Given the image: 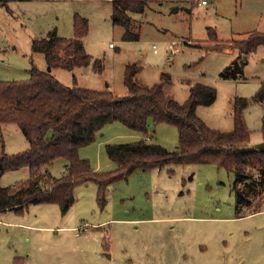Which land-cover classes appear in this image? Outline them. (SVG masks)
<instances>
[{
    "label": "rangeland",
    "instance_id": "rangeland-1",
    "mask_svg": "<svg viewBox=\"0 0 264 264\" xmlns=\"http://www.w3.org/2000/svg\"><path fill=\"white\" fill-rule=\"evenodd\" d=\"M206 1L150 0L144 13L133 15L138 41L124 40L125 30L113 24L112 0L10 2L0 6V80L27 81L33 65L46 69L44 55L32 50L33 40L51 33L74 38L79 15L89 25L85 52L101 60V71L93 65L53 69L63 85L126 96V68L137 64V82L162 83L166 95L181 104L195 83L215 88L216 101L199 106L197 115L210 128L230 132L235 99H252L264 83V46L248 55L238 79L222 77L239 55L227 47L264 31V0ZM211 30L217 42L210 40ZM244 117L255 148L264 141V103L252 102ZM1 134L8 154L29 147L17 124L3 125ZM141 140L173 150L179 132L160 123L143 134L114 122L80 157L99 173L111 172L116 164L106 145ZM65 164L56 160L52 174L63 176ZM29 177L28 169L7 172L0 174V185L19 186ZM234 181V174L214 164H170L136 170L111 184L104 207L97 184L90 182L75 188V203L65 214L56 204L2 212L0 264H264V210L244 208L238 214Z\"/></svg>",
    "mask_w": 264,
    "mask_h": 264
},
{
    "label": "trees",
    "instance_id": "trees-1",
    "mask_svg": "<svg viewBox=\"0 0 264 264\" xmlns=\"http://www.w3.org/2000/svg\"><path fill=\"white\" fill-rule=\"evenodd\" d=\"M13 1L26 0H0V6ZM149 2L112 0V22L125 30L124 40H139L133 15L144 13ZM74 25V38L51 33L33 40L32 50L44 55L46 69L33 65L27 81L0 80V174L23 169L30 173L29 179L19 186L0 185V213L21 212L29 204H56L65 214L75 203V188L90 182L97 184L98 202L104 207L111 184L127 179L136 170L170 164H214L224 168L235 176L232 192L237 213L241 214L244 208L251 213L264 210V149L250 146L251 133L244 117L252 102L264 103V83L252 99H235L234 128L230 132L210 128L197 115L199 106H211L216 101L215 88L195 83L188 100L181 104L166 95L162 83L148 86L137 82V64L126 68V96H117L109 89L65 86L53 75V69L73 71L93 65L101 71V60L93 59L84 49L87 19L76 15ZM211 32L210 40L217 42L216 32ZM260 46H264V31H252L247 37L234 40L227 48L239 55L222 77L238 79L248 55ZM162 78L170 80L168 74ZM114 122L143 134H148L152 125H174L179 144L173 150L144 140L107 144V155L116 169L99 173L80 157L79 151L94 143L97 134ZM7 124L19 126L29 143L26 150L6 153L1 128ZM58 159L66 160V172L61 177H55L50 170Z\"/></svg>",
    "mask_w": 264,
    "mask_h": 264
},
{
    "label": "water",
    "instance_id": "water-1",
    "mask_svg": "<svg viewBox=\"0 0 264 264\" xmlns=\"http://www.w3.org/2000/svg\"><path fill=\"white\" fill-rule=\"evenodd\" d=\"M150 130H155V126H151ZM255 148L264 149V142L257 144Z\"/></svg>",
    "mask_w": 264,
    "mask_h": 264
},
{
    "label": "built area",
    "instance_id": "built-area-1",
    "mask_svg": "<svg viewBox=\"0 0 264 264\" xmlns=\"http://www.w3.org/2000/svg\"><path fill=\"white\" fill-rule=\"evenodd\" d=\"M194 1H197L199 4H202V5L207 4L206 0H194ZM154 48H156V47L154 46Z\"/></svg>",
    "mask_w": 264,
    "mask_h": 264
},
{
    "label": "crops",
    "instance_id": "crops-1",
    "mask_svg": "<svg viewBox=\"0 0 264 264\" xmlns=\"http://www.w3.org/2000/svg\"><path fill=\"white\" fill-rule=\"evenodd\" d=\"M262 142H264V141H262ZM83 149H84V147L80 149L79 154H80V152H81Z\"/></svg>",
    "mask_w": 264,
    "mask_h": 264
}]
</instances>
